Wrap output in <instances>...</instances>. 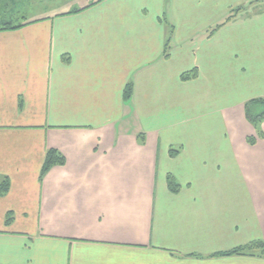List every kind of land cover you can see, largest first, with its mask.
<instances>
[{
  "label": "crops",
  "instance_id": "1",
  "mask_svg": "<svg viewBox=\"0 0 264 264\" xmlns=\"http://www.w3.org/2000/svg\"><path fill=\"white\" fill-rule=\"evenodd\" d=\"M251 1L1 10L19 27L0 30V264H264L221 254L264 241V120L258 136L244 108L264 99V0ZM49 149L64 163L41 179Z\"/></svg>",
  "mask_w": 264,
  "mask_h": 264
},
{
  "label": "trees",
  "instance_id": "2",
  "mask_svg": "<svg viewBox=\"0 0 264 264\" xmlns=\"http://www.w3.org/2000/svg\"><path fill=\"white\" fill-rule=\"evenodd\" d=\"M1 1V0H0ZM13 1V0H12ZM259 1V0H254ZM251 1L249 4H252ZM242 10V6L235 8L231 11V13L219 24H217L213 29L219 28L231 21H233L237 17V13H239ZM19 26H12L10 22H2L0 23V30L1 29H13L17 28ZM186 77V75H185ZM131 92L130 84L127 86L125 90V97L127 98ZM245 115L247 120L255 127L258 136H262V130H261V122L264 120V99L263 98H257L248 101L245 103ZM253 140H250L252 142ZM64 163V157L56 150L49 149L46 152L45 160L41 169L40 178L45 175V173L49 170L50 167H52L55 164H63ZM168 185L171 188V190H176L178 188V185L171 179H168ZM9 189V181L6 177H0V195L5 194ZM10 218H7L9 220ZM221 254H240V255H264V241H254L250 242L244 246H240L237 248H234L230 251L221 253Z\"/></svg>",
  "mask_w": 264,
  "mask_h": 264
},
{
  "label": "rangeland",
  "instance_id": "3",
  "mask_svg": "<svg viewBox=\"0 0 264 264\" xmlns=\"http://www.w3.org/2000/svg\"><path fill=\"white\" fill-rule=\"evenodd\" d=\"M20 0H1L0 1V16H4L2 13L5 11L8 15L10 14V18H15L16 16L22 17L21 20H25L30 18L31 16H38L42 15L46 10L43 9V6L53 7L54 4H57L59 0H23V9L22 7L19 9V7L16 5L17 2ZM87 0H76L75 5H77V2L83 3ZM21 4V2H19ZM22 6V5H21ZM1 10H3L1 12ZM19 10H21L19 12ZM10 11V13H9ZM18 14V15H17ZM20 20V21H21ZM3 20H0V23H2ZM18 22V21H15Z\"/></svg>",
  "mask_w": 264,
  "mask_h": 264
}]
</instances>
